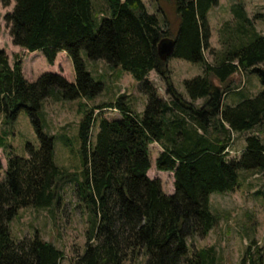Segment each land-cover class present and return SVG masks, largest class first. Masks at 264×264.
I'll return each mask as SVG.
<instances>
[{
    "label": "trees",
    "instance_id": "1",
    "mask_svg": "<svg viewBox=\"0 0 264 264\" xmlns=\"http://www.w3.org/2000/svg\"><path fill=\"white\" fill-rule=\"evenodd\" d=\"M96 1L105 8L98 10ZM155 1L156 12L144 0H0L3 6L14 3L5 21L15 45L42 51L50 64L66 51L76 74L75 81L57 72L29 81L22 60L11 61L0 48L3 121L9 124L26 111L39 138L38 147L27 142L29 155L23 157L8 149V132L0 134V149L7 150L0 181V264H63L65 253L53 241L39 230L15 240L11 222L23 208L55 207L67 182L74 184L88 223L85 250L68 264H125L140 255L145 264H222L215 245L191 249L189 238L206 237L219 223L213 193L239 187L241 170L264 174V138L255 133L264 124V33L255 25L264 19V10L252 17L242 0L233 2L232 18L220 28L221 48L215 49L208 13L219 0ZM164 39L174 41L169 57L203 68L184 80L186 95L173 82L169 57L159 54ZM83 50L92 60L130 72L148 100L142 113L125 96L93 107L81 104L79 164L69 171L55 159L56 135L45 130L43 107L49 97L74 101L102 93L104 84L88 71ZM151 71L164 80L170 100L149 80ZM239 71L257 73L262 89L230 103V93L241 91L232 85ZM200 98L205 101L198 106ZM105 108L118 110L121 117L99 114L92 139L95 110ZM246 132L244 149L230 157L234 133ZM154 142L163 145L157 169L174 175L171 194L159 177L149 175ZM239 264H264V244L251 237Z\"/></svg>",
    "mask_w": 264,
    "mask_h": 264
},
{
    "label": "rangeland",
    "instance_id": "2",
    "mask_svg": "<svg viewBox=\"0 0 264 264\" xmlns=\"http://www.w3.org/2000/svg\"><path fill=\"white\" fill-rule=\"evenodd\" d=\"M239 0H219L209 13L208 20L212 30L210 43L215 49L221 48L220 28L225 20L230 19L231 5ZM250 16L264 10V0H242ZM150 12L157 11L155 0H144ZM14 3L3 6L0 2V48H3L11 61L19 57L23 62V72L29 81L37 80L45 72H57L68 80L75 81L76 74L73 62L68 55H60L54 64H50L42 51L29 52L13 43L10 29L5 21V15L13 10ZM96 8H105V4L96 1ZM102 11L99 12L101 14ZM100 17L102 16L99 15ZM257 29L264 33V19L255 20ZM208 59H212L209 51H206ZM82 57L88 71L95 80L104 84L102 93L94 98H79L74 101H66L49 97L43 107L46 120L45 130L56 135L55 159L59 165L69 171H74L79 164L78 150L80 142L77 136L79 121L83 116L84 108L81 104L93 107L98 103L115 101L119 96L129 99L134 109L142 113L145 110L148 97L141 90V82L124 70L105 60H92L85 50ZM168 63L172 72V79L177 90L186 93L184 80L201 73L200 64L188 60L169 57ZM264 66V64L262 65ZM156 72V71H155ZM153 78L156 80L155 75ZM154 79H151L155 81ZM150 80V79H149ZM150 80V81H151ZM157 81V80H156ZM152 82V81H151ZM160 86L161 84L157 82ZM233 87L239 92L230 93L228 101L234 97L254 95L262 89L260 77L255 72L239 71L233 76ZM161 86L158 88L160 94ZM235 90V91H237ZM251 93V94H249ZM99 114L108 118H119L121 113L115 109L105 108L103 111L95 110V122L92 128V139L98 131L97 118ZM264 124L261 127L263 129ZM255 131L264 138V130ZM8 132V149L15 154L28 157L27 142L39 146V138L34 125L26 111H21L16 120L5 124L0 113V134ZM244 135H247L244 133ZM66 138L70 140L66 143ZM244 140L241 134L235 135L231 143L232 148L227 149L230 157L239 156ZM230 145V147H231ZM160 147L156 143L151 144L152 167L149 175L152 178L159 177L162 180L163 190L171 194L175 191L174 175L171 172L160 171L156 167V158ZM7 170V150L0 149V181L5 178ZM212 210L221 216L219 223L206 237L194 236L189 238L191 249L206 245H215L222 257V264H239L241 256L246 249L251 237L258 240V244H264V174L253 170L240 171V186L233 191L215 192L211 195ZM88 228L85 209L80 205L72 182L64 184L62 197L59 203L51 209H36L32 207L20 210L17 217L11 222L12 236L15 240L24 237H33L39 230L41 235L53 241L65 253L63 264H68L82 254L86 247V230ZM146 257L140 255L125 264H145Z\"/></svg>",
    "mask_w": 264,
    "mask_h": 264
},
{
    "label": "crops",
    "instance_id": "3",
    "mask_svg": "<svg viewBox=\"0 0 264 264\" xmlns=\"http://www.w3.org/2000/svg\"><path fill=\"white\" fill-rule=\"evenodd\" d=\"M230 9H231V7H230ZM232 14V13H231ZM232 18V16L230 17V19ZM67 55V53H66V51H60L59 53H58V55H57V58H58V56H60V55ZM200 71H201V73L200 74H202L203 73V68H202V66L200 65ZM153 74L155 75V78H156V80L153 78ZM148 78L151 80V79H154L155 81H153V80H151L154 84H155V86L157 87V88H159L160 86L163 88V89H161L162 91H161V93L162 94H160L161 96H163V97H165L166 99H168V100H170V96L167 94V86H166V84H165V82H164V80L159 76V74L157 73V72H155V71H151L150 73H149V75H148ZM157 82H159L161 85L159 86L158 85V83ZM237 90V89H236ZM184 95H186V93L184 94ZM187 97V96H186ZM204 99L203 98H200V99H198V100H196V104L198 105V106H200V105H202L203 103H204ZM236 102V100H231L230 101V103H235ZM201 131V130H200ZM239 133H234V136L235 135H238ZM246 134H249L248 132H246ZM241 135H243L244 136V140H243V146H242V149L241 150H243L244 149V147H245V145H246V140H245V136L246 135H244V133L243 134H241ZM154 143H156L159 147H160V151H159V153L160 152H162L163 151V145H162V143H159V142H154ZM230 148H232V145H231V147ZM159 155V154H158Z\"/></svg>",
    "mask_w": 264,
    "mask_h": 264
},
{
    "label": "water",
    "instance_id": "4",
    "mask_svg": "<svg viewBox=\"0 0 264 264\" xmlns=\"http://www.w3.org/2000/svg\"><path fill=\"white\" fill-rule=\"evenodd\" d=\"M174 49V41L171 39H164L158 44L159 54L163 58L171 56Z\"/></svg>",
    "mask_w": 264,
    "mask_h": 264
}]
</instances>
